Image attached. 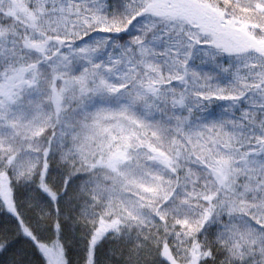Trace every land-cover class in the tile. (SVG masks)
<instances>
[{
	"label": "rangeland",
	"instance_id": "rangeland-1",
	"mask_svg": "<svg viewBox=\"0 0 264 264\" xmlns=\"http://www.w3.org/2000/svg\"><path fill=\"white\" fill-rule=\"evenodd\" d=\"M191 1L0 0V167L31 183L57 124L50 155L99 159L91 186L137 233L167 221V264H192L200 199L255 225L238 249L264 264V0Z\"/></svg>",
	"mask_w": 264,
	"mask_h": 264
},
{
	"label": "trees",
	"instance_id": "trees-1",
	"mask_svg": "<svg viewBox=\"0 0 264 264\" xmlns=\"http://www.w3.org/2000/svg\"><path fill=\"white\" fill-rule=\"evenodd\" d=\"M165 1L180 12L204 11L199 2ZM222 1L230 12L246 4H239L242 0L238 4ZM109 2L121 13L123 0ZM57 128V124L49 126L39 137L41 155L31 183L24 185L15 178L8 157L0 167V191L3 189L9 198L1 205L0 264H167L165 253L171 239L167 221L158 233H137L121 202L116 201L112 208L91 186L103 170L99 159L84 157L70 162L58 154L50 155ZM220 180L216 187L224 185ZM210 204L199 200L204 218L190 238L191 263L256 264L249 246L243 248L245 254L238 249V229L251 233L255 225H250L251 230L233 221L228 225ZM257 227L262 228V224Z\"/></svg>",
	"mask_w": 264,
	"mask_h": 264
}]
</instances>
